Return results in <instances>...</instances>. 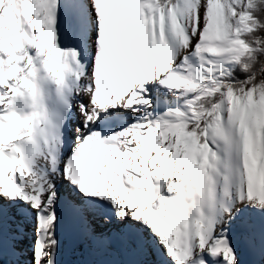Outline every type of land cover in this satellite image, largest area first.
I'll list each match as a JSON object with an SVG mask.
<instances>
[{"label": "snow or ice", "instance_id": "snow-or-ice-1", "mask_svg": "<svg viewBox=\"0 0 264 264\" xmlns=\"http://www.w3.org/2000/svg\"><path fill=\"white\" fill-rule=\"evenodd\" d=\"M0 264H264V0H0Z\"/></svg>", "mask_w": 264, "mask_h": 264}]
</instances>
